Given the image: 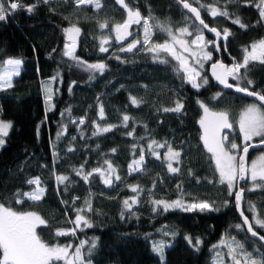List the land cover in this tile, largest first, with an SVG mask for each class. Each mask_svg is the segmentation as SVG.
Instances as JSON below:
<instances>
[{"label":"trees","instance_id":"1","mask_svg":"<svg viewBox=\"0 0 264 264\" xmlns=\"http://www.w3.org/2000/svg\"><path fill=\"white\" fill-rule=\"evenodd\" d=\"M11 2L16 0H7V4ZM19 2L25 6L35 3L37 7L31 14L26 8L9 10L6 20L0 21V65L8 58L23 60L13 87L0 90V118L13 125L5 137V145L0 148V203L19 212H35L45 219L47 223L37 228V234L49 245L71 243L75 247L81 240L88 241L84 253L92 264H212L213 246L241 223L235 214L234 197L227 194L225 185L218 183L214 161L201 140L203 132L199 121L203 109L200 104L211 111L228 112L231 123H236L234 128H237L241 111L251 101L223 92L210 81L196 90L182 78L183 73L177 74L175 61L160 55V59L169 61L161 63L145 48L126 53L117 50L121 45L111 42L105 45L106 48L109 46L107 52H100V38L106 33L100 30L99 23H121L125 19V10L115 0H101L104 7L98 16L88 10L86 15H81L83 19L78 25L81 33L75 55L85 63L62 55L63 30L71 26L67 18L79 16L76 13L79 7L74 0H49L48 4L40 0ZM125 2L133 9L138 8L142 17L149 18V23L154 26L153 43H163L167 39L157 25L173 30L187 26L193 33L189 39L196 35L197 24L174 0ZM189 2L194 7L216 4L234 14L213 17L210 12L200 9L201 17L209 27L221 32L228 29L232 33L227 39L228 56L221 47L222 60L227 63L229 58L241 61L245 47L264 39V24L255 8L258 0ZM237 16L246 28L233 23ZM96 63H104V71L93 69L88 73L87 64ZM207 69L208 66L206 73ZM53 76L57 77L50 85L53 99L46 103L43 82ZM59 77L62 79L60 84L57 83ZM247 79L254 83L248 85L246 80L233 79L231 83H240L250 91L264 94V64H250ZM217 93L221 95L214 99ZM133 97L141 103L133 104ZM177 101L183 104L180 112L163 111L174 108ZM125 115L129 117L126 124L123 121ZM81 119L83 123H80ZM108 125L115 127L106 133L98 132V128ZM153 141L166 143L159 149V159L147 146ZM167 145L180 152L176 173L168 171L163 159ZM257 152H252L249 158ZM141 154L144 161L140 171L131 173L134 168L130 165L139 161ZM105 161L111 163L120 177L112 187L119 192L105 188L98 176L90 175L87 183L76 174L83 168V174L87 175L106 165ZM56 175L68 176L69 181L58 184ZM36 177L45 188L43 198L34 202L19 197L23 203H16L18 192H30L35 188L27 180ZM247 184L248 181L241 187L245 188ZM130 185L138 186L139 203L131 212H126L123 200L135 196ZM86 198L93 211L85 208L82 214L93 226L84 227L75 236H56L57 230L72 228L70 221L75 220L74 209L84 208ZM178 199L190 203L214 202L219 210L185 212L173 209L165 212L152 203L154 200L171 202ZM225 201H228L227 206ZM249 202L264 218V188L245 192L243 211L251 221ZM255 230L264 235L263 229L256 227ZM235 233L248 248L253 244L259 249L258 258L264 256V248L250 240L244 230L238 229ZM186 236L193 239V244L187 242ZM197 238L201 243L194 247ZM93 240L95 248L89 254ZM156 241L171 244L165 249L163 262L152 251V243Z\"/></svg>","mask_w":264,"mask_h":264},{"label":"snow or ice","instance_id":"2","mask_svg":"<svg viewBox=\"0 0 264 264\" xmlns=\"http://www.w3.org/2000/svg\"><path fill=\"white\" fill-rule=\"evenodd\" d=\"M40 2L48 4L49 0H40ZM115 2L126 12V18L123 22L116 23L113 26L116 41H122L126 39L127 36L131 35L129 28L133 24H140L141 21H143L144 32L143 42L139 39H134L127 45V47H122L119 51L133 52L134 49H137L138 45L142 44L147 52L154 54L153 59H159L161 63H169L167 59H160L161 53L171 56L172 59L177 61L178 63L175 67L177 74L183 73L182 78L190 83L192 88L199 89L209 83L208 78L206 76L201 77V72L198 68L190 65L188 58L181 52H177L175 46L179 45L183 53H190L191 57L195 60V64L199 65L200 68H203V63L205 61L212 60V52L206 50L207 44L212 43L214 49L220 51V45L217 44L216 41H205L203 30L207 29L209 32L214 33L217 39L221 37V31L215 27H209V24L205 23V20L201 17L200 9L210 12L213 17H230V15H234L230 14L226 7L221 8L216 4H199V0H196L199 7H194L189 0H179V3L182 4L183 8L187 9L188 12L194 16L195 21H198V25L195 29V39L190 42L183 39L185 35L191 36L193 34L189 31L187 26L173 30L167 26L157 25L167 34L168 39L163 43H153L151 41V36L153 34L152 30L154 26L149 23V18L142 17L139 9H133L129 3L125 2V0H115ZM236 2L237 0H226V3ZM245 2H248V0H245ZM74 4L77 7L94 5L98 10L104 7L101 0H74ZM255 6L259 10L260 20H264V0H258V2L255 3ZM36 7L37 5L35 3L25 6L20 3L19 0L11 2L10 4H7V0H0V21L6 20L9 10L15 11L17 9L26 8V11L31 14L35 11ZM233 23L239 24L241 28L247 27L238 16L233 19ZM99 27L101 29L108 27V22L104 21L103 23H99ZM63 31L67 35L70 43L65 44L62 55L69 57L78 63H85L80 61L79 57L75 55L77 46L76 38L80 35L81 29L73 24L70 27L65 28ZM222 35L223 39L227 40L232 33L228 29H224ZM107 43L108 37H102L99 47L100 52L108 51L104 46ZM190 45H195V49L190 47ZM250 48L251 50H249L248 47H245L243 49L242 60L231 66H226L222 61L214 62L211 66L212 76L225 88L231 89L235 87L237 92L246 93L248 96H254L259 101L264 102V94L261 92L249 91L248 87L241 86L240 83L233 85L228 82L229 77H231L233 80L237 81L246 80L248 85L254 83L251 79H247L249 66L257 61L264 64V39L253 42ZM224 50L226 51L227 49L225 48ZM116 59L119 60L120 57L116 56ZM22 64V59L9 58L4 61V65H7V68L0 65V90H7L13 87V77H18L20 75ZM105 67L106 65L104 63L87 64V68L95 69L100 72H103ZM198 78L201 82H198ZM56 79L57 77L53 76L49 81L43 82L46 103L53 99V90L50 85ZM220 95V93H217L213 98H219ZM132 103L139 104L141 101H138L133 97ZM200 107L203 109L204 113L199 121L200 126L203 129L201 140L207 151L211 153V158L215 163V172L219 174L218 183L226 185L227 194L229 196H235V207L240 211V216L243 218V224H237L235 225V228L244 230L243 226H246L247 233H250L252 237H258L260 241H264V235H260L259 232L255 230L256 227L264 229V218H261V215L256 211V206L251 202L248 204V210L253 213L252 220L250 221L249 217L244 214L241 210V204L244 200L246 189L239 186V181L250 180L252 182V187L248 190L264 188V154L253 160L250 166L246 165L249 148L253 147V145L249 143L252 138L260 137V144H264V103L261 105L250 104L243 112H241L239 118V131L242 134L244 141L242 147L235 143L234 140L229 141L227 135H221L225 129H231L233 127L229 122L228 112L211 111L203 103L200 104ZM182 108L183 104L177 101L174 108H165L163 111L180 112ZM100 116L103 119V106L100 107ZM128 120L129 117L125 115L123 117L125 124ZM83 122V119H81L80 123ZM12 127L13 125L11 122L0 120V148L5 145L4 138L8 136L9 130ZM113 127L115 126L108 125L106 127L98 128V132L106 133L111 131ZM95 134L97 133H94V135ZM57 135L59 136L60 134L58 133ZM129 135H131V133H129ZM225 141H229L230 148L225 146ZM152 144H157V142L153 141ZM152 144L149 145L150 149L152 148ZM157 146L163 148L166 146V143L157 144ZM167 148L168 151L165 154V159L168 161V171L176 173L179 169L173 167L171 162L174 160L179 161L180 152L174 150L171 145H167ZM69 150L71 151V149ZM113 151H115V149H113ZM152 155L159 159L158 153L153 151ZM143 161L144 156L141 154L140 160L134 162V170L138 169ZM105 163L108 165V175H105L100 168L93 169V172L100 173L103 183L111 186L113 183L111 174L115 172V168H113L110 162L105 161ZM130 168H133V166L130 165ZM76 174L81 175L79 171H77ZM90 175H92V173L84 175L83 179L88 181ZM115 179L120 180V177L116 176ZM56 181L58 184H63L65 181H69V177L65 175H56ZM27 183L29 185H35L36 187L30 192H18L16 194L18 197L16 203H23V200L19 197H27V199L34 202L40 201L43 198L45 188L41 186L42 182L39 177L29 179L27 180ZM129 187H131V190L134 193L139 190L138 186L130 185ZM177 187L179 188L180 186L178 185ZM130 200L131 202H129V199L123 201V208L125 211L130 212L133 205L139 203L136 196L131 197ZM64 203H67V201H64ZM152 203L154 205L162 206L165 212L169 209H182L185 212H210L219 210L214 206V202L210 203L208 201H196L185 204L182 200L178 199L171 202L154 200ZM224 204L227 206L228 201H225ZM85 208L87 211H93L91 202L87 198L85 199ZM74 211L76 212L75 220L70 221V223H73L74 227L71 229H59L55 233L56 236H75L76 230L79 229L81 225L86 228H91L93 226L91 221L82 214L85 211L84 208H75ZM153 211H155V208H153ZM121 215L123 217V212ZM46 223L47 221L35 212H19L0 203V264H92L91 259L87 258L84 253V246L88 241L81 240L75 247H73L71 243L67 245H49L44 242L37 234V228ZM165 235H168V233H165ZM172 235H175V233H172ZM185 239L189 244H193V239L191 237L186 236ZM200 243L201 241L197 238L193 246L197 247ZM221 244L227 246L228 255L231 257L232 264H264V256H260L259 258L254 256L252 252L245 249V245L242 242L237 241L234 237L231 238L230 242L221 241ZM168 246L169 245H167L165 241H159L153 244L152 250L154 253L158 254L161 261L165 259V249ZM93 248H95V240L92 241V246L88 249L89 254ZM256 251L259 252V249ZM217 264H222L219 253L217 254Z\"/></svg>","mask_w":264,"mask_h":264},{"label":"rangeland","instance_id":"3","mask_svg":"<svg viewBox=\"0 0 264 264\" xmlns=\"http://www.w3.org/2000/svg\"><path fill=\"white\" fill-rule=\"evenodd\" d=\"M255 8L258 10V8L255 6ZM86 10H88V11H90L91 13H94L95 14V16H98V15H100L99 14V11H101V9H96L95 7H94V5H83V6H79V11H76V13H77V15H79L78 17H75V18H67L68 19V21L69 22H71V25H76L77 27H78V25H79V21H81L82 19H83V17L81 16V15H86ZM258 12H259V10H258ZM211 15V14H210ZM125 18H126V15H125ZM262 21V23L264 24V20H261ZM108 22V27H106V28H104V29H101L100 28V30L101 31H105V33H106V35L105 36H102V37H108V43L107 44H109V43H114L115 45H121L120 46V48H122V47H127V45L129 44V43H131L134 39H139L141 42H143V36H144V32H143V21H141V23L140 24H134L135 25V27H134V29L132 30V34H133V38L129 41V42H127L126 44H124V45H122V44H120V41L119 42H117L116 41V39H115V32L113 31V26L117 23V22H115V23H111V24H109L110 23V21H107ZM153 31V30H152ZM165 35L167 36V34L165 33ZM204 35V34H203ZM196 36V35H195ZM195 36L192 38V39H189V36L188 35H185L184 37H183V39H185L186 41H191V40H193V39H195ZM101 37V38H102ZM152 37V36H151ZM204 37H205V41L207 42V41H209V38H207L205 35H204ZM101 38H100V43H101ZM64 39H65V44L66 43H70V41H68V37H67V35L64 33ZM167 39H168V37H167ZM65 44H64V46H65ZM107 44H105V45H107ZM104 45V46H105ZM251 46V45H250ZM250 46L248 47L249 48V50H251V48H250ZM109 46H107V48H108ZM176 47V50H177V52H181L184 56H186L187 58H188V62H189V64L190 65H192V66H194V67H197L198 68V70L201 72V77H203V76H206L207 78H208V76H207V73H206V67L208 66V64L209 63H211V62H214L217 58V56L216 57H214V55L215 54H213L212 53V60H209V61H205L204 63H203V68H200L199 67V65H196L195 64V60H194V58L193 57H191V55H190V53H183L182 52V49H180V47H179V45H176L175 46ZM190 47H192L193 49H195V45H190ZM119 48V49H120ZM141 48H144L143 46H142V44L141 45H138L137 46V49H134L133 50V52L134 51H136V50H138V49H141ZM119 49H117L118 51H119ZM206 50L207 51H210V50H208L207 48H206ZM220 50H221V48H220ZM126 53H132V52H126ZM220 54H221V52H220ZM161 56L162 55H165V56H167L166 54H164V53H161L160 54ZM242 56H243V52L241 53V60H242ZM168 57H170L171 59H172V57L171 56H168ZM9 59V58H8ZM7 60V59H6ZM5 60V61H6ZM173 61H175L174 59H172ZM176 62V64L178 63L177 61H175ZM258 62V61H257ZM3 66H4V68H7V65H4V63H3ZM21 70H22V65H21V68H20V72H21ZM92 70L93 69H89V68H87V72L88 73H92ZM96 71H98V70H96ZM243 71V70H242ZM17 77H13V81L16 79ZM209 80V79H208ZM61 81H62V79H61V77H59L58 78V84H60L61 83ZM186 81V80H185ZM198 82H201L200 81V79L198 78ZM186 83H188L187 81H186ZM190 86H191V84L190 83H188ZM205 86H207V85H204V86H202L201 88H203V87H205ZM192 87V86H191ZM201 88H199V89H201ZM195 89V88H194ZM199 89H196V90H199ZM250 104H256V103H254V102H251V103H248L247 105H246V107L248 106V105H250ZM258 105V104H257ZM245 107V108H246ZM245 108H244V110H245ZM244 110H242L241 112H243ZM214 112H221V111H214ZM241 114V113H240ZM203 115H204V113H203ZM239 118H240V116H239ZM239 118H238V121H237V128H234L235 127V125H236V123H234V122H232L231 123V121H230V119H229V122L233 125V127L231 128V129H225L222 133H221V135H227L228 137H229V141H232V140H234L235 141V143H237L238 145H240L241 147L243 146V144H244V141H243V138H242V134L240 133V131H239ZM0 120H2L1 118H0ZM202 132H203V129H202ZM238 136V137H237ZM5 139V138H4ZM261 140V138L260 137H253L252 138V140L249 142V143H254V142H258V141H260ZM229 141H225V146L226 147H229L230 148V143H229ZM150 144H152V143H148L147 144V146H148V148H149V145ZM158 144H160V143H158ZM150 149V148H149ZM159 149H162L161 147H158L157 146V144H152V148L150 149L151 151L153 150L154 152H156V153H159ZM167 151H168V148H166V150L164 151V156H163V159H164V161H165V164H166V166H167V164H168V161L165 159V154L167 153ZM239 151V150H238ZM211 154V153H210ZM262 154H264V150L263 151H258L253 157H251V158H249V162H248V166H250L251 165V162L253 161V160H255L257 157H259L260 155H262ZM154 157H156V156H154ZM179 161H180V158H179ZM179 161H172L171 163H172V165H173V167H175V168H177V165H178V163H179ZM215 164V163H214ZM133 166V168H135V164H133L132 165ZM98 168H100L101 169V171L105 174V175H108V165L106 164V165H104L103 167H98ZM168 169V168H167ZM77 171H79L80 173H81V175H78V176H80L82 179H83V176L85 175V174H83V168H79ZM77 171H76V173H77ZM140 171V165H139V167H138V169H136V170H131V173H135V172H139ZM91 173H92V175L93 176H98L99 178H100V180H101V182H102V184H103V186L105 187V188H111V190L113 189L112 187L119 181V180H116L115 179V177L116 176H118V173L115 171L114 173H112L111 174V179H112V181H113V183H112V185L111 186H109V185H105L104 183H103V180H102V178H101V174L100 173H97V172H93V171H91ZM218 176H219V174H218ZM84 180V179H83ZM85 181V180H84ZM85 182H89V180L88 181H85ZM121 184V182H119V185ZM35 186V185H34ZM226 186V185H225ZM36 187V186H35ZM251 187H252V182L250 181V180H248V184H247V187H245V189H246V191H248V192H250V191H254V190H248V189H251ZM129 189L131 190V187H129ZM257 189H259V188H257ZM256 190V189H255ZM114 191H117V192H119V190L116 188V189H113V192ZM132 191V190H131ZM234 191H235V189H234ZM245 191V192H246ZM133 194H134V192H133ZM135 196H139L138 195V192H136L135 193ZM131 197H133V196H131ZM130 197V198H131ZM130 198H127V199H129V202H131V200H130ZM125 200V199H124ZM123 200V201H124ZM183 201V200H182ZM185 204H187V203H190V202H187V201H183ZM134 206V205H133ZM156 206H158V205H155V208H156ZM162 209H163V207L162 206H160ZM84 209H85V206H84ZM169 210H173V209H169ZM249 211V210H248ZM75 212V211H74ZM126 212H129V211H126ZM131 212V211H130ZM250 212V211H249ZM75 214H76V212H75ZM250 217H251V219H252V216H253V213L252 212H250ZM72 225H73V223H72ZM74 227V225L72 226V228ZM83 225H81V227L79 228V229H77L76 230V232H80V231H82L83 230ZM235 230H238V229H236V228H232L231 230H229L228 232H227V234L225 235V236H223L222 237V239L220 240V241H218V243H216L214 246H213V248H214V250L212 249V251H213V254H214V256L212 257V260H211V262H212V264H217V254L219 253V256H220V258H221V260H222V264H232V260H231V257L228 255V248H227V246L226 245H222L221 244V241H229L230 242V240H231V238L232 237H234L235 239L237 238L236 237V233H235ZM264 230V229H263ZM161 232L162 233H164V230H161ZM237 241H239V239L237 238L236 239ZM156 242H159V241H156ZM153 244H154V242L152 243V247H153ZM167 245H169L168 247H170V243H166ZM245 245V249L247 250V251H250V252H252L253 253V255L254 256H258L260 253H257V248H256V246H254L253 244H250V248H248V246H247V244H244ZM151 247V248H152ZM168 247H166V249L168 248ZM153 251V250H152ZM226 254H225V253ZM156 254V253H155ZM157 256H158V254H156ZM159 257V256H158ZM164 261V260H163ZM162 261V262H163Z\"/></svg>","mask_w":264,"mask_h":264},{"label":"water","instance_id":"4","mask_svg":"<svg viewBox=\"0 0 264 264\" xmlns=\"http://www.w3.org/2000/svg\"><path fill=\"white\" fill-rule=\"evenodd\" d=\"M174 1H175L176 4L182 9V11H183L184 13H186L188 16H190V17L192 18V20L198 25V21H195L194 16H193L190 12H188L187 9H184V8H183L182 4L179 3V0H174ZM132 30H133V25L129 28V32L131 33ZM203 32H204L205 36H207V37L210 39V41H216V43L220 45V48L222 47V51H223V53L225 54V56H228V55H227V51L224 50V49L226 48V45H227V40H224V39H223L222 32H221V37H220L219 39H217V37L215 36L214 33L209 32L207 29H204ZM132 38H133V35H132V33H131V35L127 36L126 39H124V40H122V41H120V42H121L122 45H124V44H126L127 42H129ZM76 40L78 41V37L76 38ZM68 41H69V40H68ZM76 48H77V46H76ZM207 49H208V50H211L212 53L215 54V55L217 56V59H216L214 62H216V61H222L226 66H231L232 64L236 63V60H235L234 58H229V60H228V61L230 62L229 64H228L226 61H223V60H222V57H221V54H220L221 50H220V51H216V50L214 49V46H213L212 43H208V44H207ZM75 53H76V50H75ZM214 62L209 63V64H208V69H207V76H208V79H209V81H210L214 86H216L219 90H221V91H223V92L233 93V94H235V95H237V96H239V97H241V98H243V99H245V100H248V101L254 102V103L258 104V105H261L262 103H264V102L259 101V100H258L256 97H254V96H248L246 93L237 92V91L235 90V87L229 89V88H225L223 85L219 84V83L215 80V78L212 76V67H211V66H212V64H213ZM231 80H232V78L229 77L228 82L231 83ZM231 84H232V83H231ZM233 85H234V84H233ZM249 91H250V90H249ZM250 144H252L253 147H250V148H249V152H248L247 159H246V165H247V166H248V162H249V156H250V154H251L252 152H256V151H260V150H264V144H260V141H258V142H254V143H250ZM241 154H242V152H241ZM247 181H248V180H246V181H239V186L241 187V186H242L243 184H245ZM233 197H234V209H235V214H236L237 219L239 220V222H240L241 225H242V224H243V218L240 216V211H238V210L236 209V207H235V196L233 195ZM244 199H245V193H244ZM243 204H244V200L242 201V204H241V210H242V211H243ZM243 212H244V211H243ZM244 214H245V213H244ZM249 220H250V219H249ZM243 227H244V233H245V235H246L250 240L257 242L261 247L264 248V241H260V240L258 239V237H252L250 233H247V232H246V226H243ZM260 235H261V234H260Z\"/></svg>","mask_w":264,"mask_h":264},{"label":"flooded vegetation","instance_id":"5","mask_svg":"<svg viewBox=\"0 0 264 264\" xmlns=\"http://www.w3.org/2000/svg\"><path fill=\"white\" fill-rule=\"evenodd\" d=\"M134 27H135V25L133 24V29H134ZM209 41H210V39H209ZM230 62L228 61V64H229Z\"/></svg>","mask_w":264,"mask_h":264},{"label":"clouds","instance_id":"6","mask_svg":"<svg viewBox=\"0 0 264 264\" xmlns=\"http://www.w3.org/2000/svg\"><path fill=\"white\" fill-rule=\"evenodd\" d=\"M211 51V50H210ZM212 52V51H211Z\"/></svg>","mask_w":264,"mask_h":264}]
</instances>
